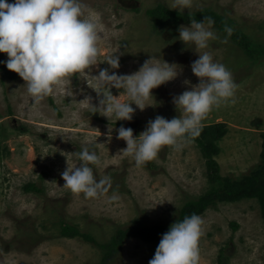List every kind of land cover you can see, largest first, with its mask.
<instances>
[{
  "label": "rangeland",
  "instance_id": "1",
  "mask_svg": "<svg viewBox=\"0 0 264 264\" xmlns=\"http://www.w3.org/2000/svg\"><path fill=\"white\" fill-rule=\"evenodd\" d=\"M82 3L100 25L97 65L66 79L39 101L28 95L22 78L0 73V264H100L104 251L100 245L110 241L117 230L136 219L169 228L185 203L212 186L206 159L195 140L183 142L179 149L166 146L155 160L137 167L121 151L126 143L116 139L115 131L123 125L138 136L157 115L168 120L179 117L182 110H177L172 98L190 90L185 80L191 85L199 83L191 72V63L198 59L196 51L210 52L214 62L231 71L237 85L235 102L214 107L202 121V125L225 123L226 132L217 140L219 152L214 156L220 175L243 180L262 164L264 55L258 54V48L247 53L215 25L218 38L204 50L187 47L178 39L179 26H190V22L153 28L147 11L157 5L170 9L173 0ZM203 8L231 18L253 44L264 46V0H192L189 9L178 11L193 13ZM225 38L227 43L222 42ZM114 53L120 63L115 70L104 62ZM150 56L177 64L179 75L153 89V98L145 101L144 110L136 109L132 121L109 120L84 100L90 97L96 106L102 98L91 88L96 85L92 76L100 69L131 74ZM6 59L0 53V61ZM111 92L122 101L127 99L123 89L112 88ZM109 127L113 128L111 141L105 135ZM84 146L94 149L101 159L100 166H92L96 178L111 177V186L99 198H85L63 187L61 173L68 165L79 166L73 153ZM28 183L39 191H26ZM114 193L118 199L110 200ZM198 215L204 220L199 264H220L221 252L224 264H264L259 197L217 201ZM62 220L89 234L94 242L60 235ZM155 250L151 243L127 237L106 264H148Z\"/></svg>",
  "mask_w": 264,
  "mask_h": 264
},
{
  "label": "clouds",
  "instance_id": "2",
  "mask_svg": "<svg viewBox=\"0 0 264 264\" xmlns=\"http://www.w3.org/2000/svg\"><path fill=\"white\" fill-rule=\"evenodd\" d=\"M191 4L192 0H173L170 9H189ZM214 24L210 16H205L202 21L191 19L190 26H179L178 39L187 47L207 49L209 42L218 38L213 31ZM224 31L231 36L233 28L225 25ZM100 39L96 15L82 0H0V53L7 56L0 63L22 78L34 101L53 93L66 79L97 65ZM222 42L227 43V38ZM196 52L198 59L191 63V72L199 83L191 85L185 80L184 84L189 85L190 90L172 98L177 110H182L179 117L168 120L157 115L148 121L138 136L133 135L130 127L121 125L115 129L116 139L126 143V148L121 151L131 156L137 167L155 160L166 146L181 148L183 142L199 135L202 121L214 107L229 100L235 102L237 85L231 71L224 64L214 62L210 52ZM116 53L104 61L113 70L120 67ZM179 71L177 64L152 56L131 74H117L103 68L98 75L92 76L96 85L91 88L102 94L98 105L94 106L90 97L84 100L96 113L109 120L132 121L136 109L144 110L145 101L153 98L152 90L175 80ZM112 88L123 89L127 99L122 101L119 96H114ZM112 132L113 128L109 127L105 134L109 141ZM73 154L80 163L78 167L68 165L61 173L65 182L63 187L74 194L82 193L85 198L103 196L112 181L109 176L97 179L94 175L92 166L101 165L97 152L84 146ZM116 199L114 193L110 200ZM203 225V218L197 214L177 220L162 234L148 264H199Z\"/></svg>",
  "mask_w": 264,
  "mask_h": 264
},
{
  "label": "trees",
  "instance_id": "3",
  "mask_svg": "<svg viewBox=\"0 0 264 264\" xmlns=\"http://www.w3.org/2000/svg\"><path fill=\"white\" fill-rule=\"evenodd\" d=\"M148 14L152 18V26L155 29L160 28L168 23H177L179 21L190 22L191 19L202 21L205 16H210L215 21V27L221 33L224 31L225 25L233 28L232 38L238 45L247 53H252L258 50L259 55H264V46H257L252 43L248 35L241 29L235 28L236 23L228 17L220 15L209 8H203L193 13L181 12L178 10L168 9L162 5L149 9ZM0 73L9 78H16L18 74L9 71L4 64L0 63ZM226 132L225 123H213L202 125L199 135L191 138L196 141L203 157L206 159L207 172L210 176L212 186L196 200H190L184 204L180 211L179 219L182 220L185 216L202 213L208 206L214 205L217 201H235L244 197H259L261 202V213L264 219V152L262 153V164L255 170H251L243 180H234L229 177L220 175L219 164L214 156L219 152L217 140H219ZM264 137V132L261 133ZM264 139V138H263ZM264 143V142H263ZM26 191L38 192L39 189L33 183H28L24 186ZM60 235L65 237L81 236L88 241H93L94 238L89 234H84L79 229L70 225L65 221L60 222ZM236 228V223H233ZM169 228L161 225H146L139 219L134 220L131 225L124 229H119L107 243L101 244L104 249L100 264L108 263L111 258L118 253L120 245L127 237H137L141 240L158 246L162 234L166 233ZM220 264H224L223 254L219 256Z\"/></svg>",
  "mask_w": 264,
  "mask_h": 264
}]
</instances>
